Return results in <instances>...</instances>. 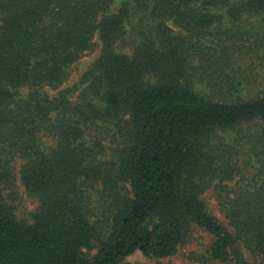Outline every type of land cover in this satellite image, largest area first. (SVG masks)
I'll list each match as a JSON object with an SVG mask.
<instances>
[{"label":"trees","instance_id":"1","mask_svg":"<svg viewBox=\"0 0 264 264\" xmlns=\"http://www.w3.org/2000/svg\"><path fill=\"white\" fill-rule=\"evenodd\" d=\"M112 4L0 0V264L165 258L191 226L210 236L212 260L264 264V95L196 93L205 72L193 64L195 43L172 29L205 36L228 0H136L154 27L130 55L117 49L130 5ZM255 8L264 14V0ZM95 34L98 58L62 88ZM109 126L116 147L106 159ZM17 177L38 204L28 219L17 215ZM208 191L226 226L209 214Z\"/></svg>","mask_w":264,"mask_h":264},{"label":"rangeland","instance_id":"2","mask_svg":"<svg viewBox=\"0 0 264 264\" xmlns=\"http://www.w3.org/2000/svg\"><path fill=\"white\" fill-rule=\"evenodd\" d=\"M136 0H113L111 10H116L120 4L130 5L129 17L124 25V35L117 42V49L130 55L142 47L145 38L152 33L153 20L143 10L135 6ZM229 6L218 9L221 22L206 31L205 36H188V33L174 29L175 34L191 39L197 51L193 64L197 67V74L191 84L193 90L212 101H229L236 97L252 100L264 95V14L255 8V0H228ZM172 27L171 23H168ZM95 47L85 52L81 58L69 69L68 77L62 88L74 86L91 68L100 54L98 35L93 39ZM230 56L232 58H230ZM230 58L229 62L224 60ZM199 69V70H198ZM53 96L56 91L47 90ZM78 93L72 95L76 98ZM105 146V158L111 156V150L116 147L113 130L109 126L101 132ZM51 145L50 139L45 140ZM20 162L14 161L13 167L18 172ZM13 190L17 193L15 206L18 217L28 219L29 214L37 207L36 199L29 197L20 185L18 177L15 179ZM208 212L222 225H227L211 191L203 195ZM95 220L98 219L94 218ZM97 235H102L105 224L96 226ZM210 236L202 229L191 226L186 241L177 247L176 251L165 258H148L139 251L127 256L124 264H235L234 261L222 263L214 261L209 256ZM88 258L95 255L96 249L84 250ZM242 255L249 261L254 257L246 250Z\"/></svg>","mask_w":264,"mask_h":264}]
</instances>
